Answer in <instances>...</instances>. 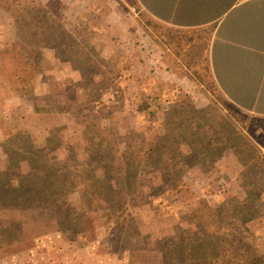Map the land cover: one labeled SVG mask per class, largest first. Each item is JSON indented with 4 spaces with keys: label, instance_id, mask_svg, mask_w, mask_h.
I'll list each match as a JSON object with an SVG mask.
<instances>
[{
    "label": "rangeland",
    "instance_id": "374dc122",
    "mask_svg": "<svg viewBox=\"0 0 264 264\" xmlns=\"http://www.w3.org/2000/svg\"><path fill=\"white\" fill-rule=\"evenodd\" d=\"M11 1L36 11L0 5V264H209L212 239L264 264V117L177 61L188 37L134 0Z\"/></svg>",
    "mask_w": 264,
    "mask_h": 264
},
{
    "label": "crops",
    "instance_id": "0c3cea01",
    "mask_svg": "<svg viewBox=\"0 0 264 264\" xmlns=\"http://www.w3.org/2000/svg\"><path fill=\"white\" fill-rule=\"evenodd\" d=\"M134 1L172 34L188 37L177 61L197 67L203 60L231 104L264 117V0Z\"/></svg>",
    "mask_w": 264,
    "mask_h": 264
},
{
    "label": "trees",
    "instance_id": "16d2710c",
    "mask_svg": "<svg viewBox=\"0 0 264 264\" xmlns=\"http://www.w3.org/2000/svg\"><path fill=\"white\" fill-rule=\"evenodd\" d=\"M15 4H18L16 1L12 2L11 0H0V5L10 6V11L12 13H17L18 15L16 18L21 19L22 21L25 20V16L31 14L35 9L33 7H30L31 5H24L22 8H15ZM36 11V10H35ZM37 11L41 12V16H44L45 10L43 8H38ZM14 13V16H15ZM38 19V24H43V18L42 17H35ZM12 45V44H11ZM247 179V178H246ZM253 181V180H252ZM262 182H264V179H262ZM247 188H251L250 183H246ZM264 190V185L261 186V193ZM232 200L228 201L225 200L221 205L222 206H229L231 204H234L235 206H244L246 201L240 200L237 197H230ZM220 205V206H221ZM192 241L197 242V239H192ZM213 242H215L213 244ZM217 243V244H216ZM202 248H199L197 251L201 252L205 250L209 255V264H234L236 261L237 264H248L251 260L250 258L244 259V256H247L246 252H251V255L254 256V251L252 249V246L247 244L244 239H234L231 243L227 241L226 239H212L208 242L202 241L200 243ZM216 244V246H214ZM189 249V248H188ZM246 249V250H245ZM192 250H190L191 252ZM183 252V249H182ZM193 254L197 253L196 251H192ZM255 264V263H252Z\"/></svg>",
    "mask_w": 264,
    "mask_h": 264
}]
</instances>
